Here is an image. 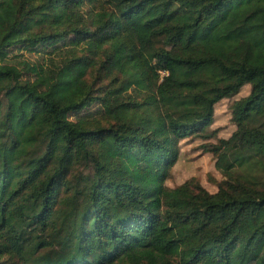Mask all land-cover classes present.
Here are the masks:
<instances>
[{
	"label": "trees",
	"instance_id": "trees-1",
	"mask_svg": "<svg viewBox=\"0 0 264 264\" xmlns=\"http://www.w3.org/2000/svg\"><path fill=\"white\" fill-rule=\"evenodd\" d=\"M99 1L0 0V264H264V0ZM16 45L52 48L34 80ZM98 60L112 79L94 98ZM246 84L239 130L208 149L218 192L165 186ZM94 100L108 126L69 119Z\"/></svg>",
	"mask_w": 264,
	"mask_h": 264
},
{
	"label": "rangeland",
	"instance_id": "rangeland-1",
	"mask_svg": "<svg viewBox=\"0 0 264 264\" xmlns=\"http://www.w3.org/2000/svg\"><path fill=\"white\" fill-rule=\"evenodd\" d=\"M118 1L119 0H100L99 3L101 5H99L96 10H99L101 7L115 8ZM89 8V6H86L85 10H90ZM59 45L64 51L66 48H71L68 44L63 45L59 43ZM51 49L50 47L47 49L39 47L38 49L31 50L30 47H26L25 45H16L9 49L8 63L22 70L24 79L34 80L35 75L29 70V66H47L50 64L48 58H50L49 52ZM81 53L84 52L80 50L78 55H81ZM57 55H60V53H57ZM52 57L54 58L56 56L53 55ZM100 58L104 60L105 55ZM100 58L98 59L100 60ZM99 60L96 62L93 61L95 64L89 68L87 74L88 85L94 88V98L103 93L105 87L112 79V76H108L107 71L100 67ZM55 61L58 63L60 60ZM25 64H27V67ZM251 90V84H246L237 94L218 102L214 109V122L206 129V132L192 135L190 138L180 142V153L177 162L170 169L169 175L164 183L165 186L174 189L186 182H192L201 185L211 194L218 192L219 186L227 180V177L222 171L216 168L218 155L214 152H209L208 149H212L214 146L224 148L225 146H223L221 140L230 139L235 132L239 130L238 123L234 118L233 106L237 102L248 97ZM133 95H136V93H133ZM2 101H4L3 98ZM3 105L5 108V101ZM80 118H83L82 123L89 128L109 125L108 121L105 119L101 103L97 100H94L91 102L90 106L85 107L79 112L69 113V119L72 121H78ZM253 125L254 124H249L248 126L252 127ZM206 134L208 136L212 134V137L205 139ZM91 172V168H86L84 166H80L73 171L76 176H85L91 174ZM251 173L253 175L257 174L256 178L258 182L264 183V170L256 169ZM73 177L74 176L71 175V178ZM174 262H178L176 258H174Z\"/></svg>",
	"mask_w": 264,
	"mask_h": 264
}]
</instances>
